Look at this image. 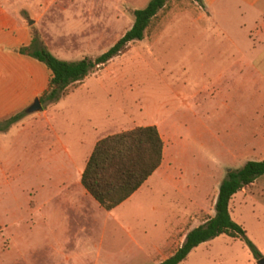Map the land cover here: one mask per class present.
I'll use <instances>...</instances> for the list:
<instances>
[{
	"label": "rangeland",
	"instance_id": "1",
	"mask_svg": "<svg viewBox=\"0 0 264 264\" xmlns=\"http://www.w3.org/2000/svg\"><path fill=\"white\" fill-rule=\"evenodd\" d=\"M149 1L37 0L46 10L30 35L38 33L58 58H95ZM200 14L192 0H170L142 40L72 85L61 103L27 113L33 99L22 110L27 127L0 143V264L159 263L214 215L227 172L264 158V137L259 149L232 151L231 130L250 128L243 115L264 106L258 83L242 77L249 67H237L233 43H246L249 31H238L230 14L226 24ZM40 64L47 87L50 72ZM141 125H156L163 137L161 166L113 212L84 201L90 217H76L80 206L56 197L58 182L72 177L97 140ZM230 212L264 258V175L233 196ZM261 258L244 239L220 235L179 264Z\"/></svg>",
	"mask_w": 264,
	"mask_h": 264
},
{
	"label": "trees",
	"instance_id": "2",
	"mask_svg": "<svg viewBox=\"0 0 264 264\" xmlns=\"http://www.w3.org/2000/svg\"><path fill=\"white\" fill-rule=\"evenodd\" d=\"M170 0H150L134 10L132 26L105 52L95 58L65 60L55 56L38 33L17 52L44 64L50 75L47 87L39 96L43 109L69 94L72 85L81 82L97 68L123 54L133 42L144 38L146 31ZM201 4V0H192ZM26 115L25 111L0 119V132L9 130ZM164 141L155 125L137 126L99 139L82 172L81 182L105 210H112L131 197L161 166ZM264 175V158L248 160L242 167L229 170L222 180L215 202V213L185 235L183 243L170 256L156 264H179L200 244L220 235L242 238L255 258L262 255L247 238L246 230L230 212V201L243 188ZM1 229V227H0Z\"/></svg>",
	"mask_w": 264,
	"mask_h": 264
},
{
	"label": "crops",
	"instance_id": "3",
	"mask_svg": "<svg viewBox=\"0 0 264 264\" xmlns=\"http://www.w3.org/2000/svg\"><path fill=\"white\" fill-rule=\"evenodd\" d=\"M39 6L37 0H0V119L22 111L46 89L44 67L39 61L17 52L20 46L27 45L31 41L30 21L42 16L46 10L40 9ZM198 6L203 13L199 15V20H202L203 16H212L226 24L227 16L230 14L231 18L235 17L230 21L235 22L238 31H249L246 43L243 45L238 41L233 43L238 50L236 54L241 55L237 61V67H249L250 73L243 74L242 77L246 80L249 78L251 85L257 82L264 96V0H201ZM222 35L226 37V32ZM219 77L221 78V75ZM261 108L255 111V116L247 112L243 115L245 119L250 120V128L240 127L231 130L233 141L237 145L232 151L260 148L262 137H264V106ZM27 124L28 120L23 118L9 130L0 132V143L3 141V136L12 132L14 128L22 131ZM57 141L63 150L68 149L62 145L63 141L60 137ZM95 144L92 146V151ZM87 160L83 161L80 166L75 161L76 167L72 177L61 179L58 182L60 192L56 196L68 200L74 207L78 204L80 207L76 209V217L80 219L90 217L82 210L84 201H90L94 205L98 204L99 208L104 209L81 182ZM142 186L126 201L110 211L113 212L132 199ZM49 195L50 193L44 198L43 205L52 200Z\"/></svg>",
	"mask_w": 264,
	"mask_h": 264
},
{
	"label": "water",
	"instance_id": "4",
	"mask_svg": "<svg viewBox=\"0 0 264 264\" xmlns=\"http://www.w3.org/2000/svg\"><path fill=\"white\" fill-rule=\"evenodd\" d=\"M33 21H30V24ZM43 110V105L39 99V97H36L33 101V103L27 108L26 112L27 113H34V112H38V111H42ZM258 264H264V258L259 259Z\"/></svg>",
	"mask_w": 264,
	"mask_h": 264
}]
</instances>
